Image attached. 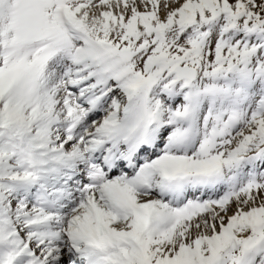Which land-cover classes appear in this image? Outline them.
<instances>
[{
    "label": "snow or ice",
    "instance_id": "snow-or-ice-1",
    "mask_svg": "<svg viewBox=\"0 0 264 264\" xmlns=\"http://www.w3.org/2000/svg\"><path fill=\"white\" fill-rule=\"evenodd\" d=\"M0 264H264V0H0Z\"/></svg>",
    "mask_w": 264,
    "mask_h": 264
}]
</instances>
